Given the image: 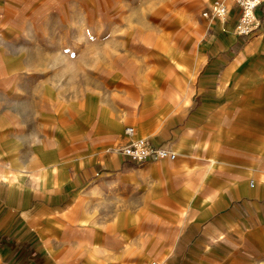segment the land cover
<instances>
[{"label":"crops","instance_id":"crops-1","mask_svg":"<svg viewBox=\"0 0 264 264\" xmlns=\"http://www.w3.org/2000/svg\"><path fill=\"white\" fill-rule=\"evenodd\" d=\"M213 1L147 22L142 0H0V264H264V1L245 36ZM84 44L156 58L98 67L93 107L52 85ZM138 138L177 156L131 161Z\"/></svg>","mask_w":264,"mask_h":264},{"label":"rangeland","instance_id":"rangeland-1","mask_svg":"<svg viewBox=\"0 0 264 264\" xmlns=\"http://www.w3.org/2000/svg\"><path fill=\"white\" fill-rule=\"evenodd\" d=\"M207 1L208 0H142V3H141L142 10H140L139 14H140V17L142 19L145 18L147 22H153V21L157 22L159 21L158 19H160L161 17L163 19L166 16L168 17L170 13L174 15H178V14L186 15L191 18L194 17L196 18L195 20L197 21V17L200 16V13L202 9L205 7V3ZM174 5H175V10L172 9ZM111 13H113L114 15L115 13H119V12L112 11ZM87 16H92V14H87ZM164 22L165 21L162 20V23L160 26L161 32H164L168 26ZM165 40L166 42H168L170 39H165ZM112 44L114 45V43ZM154 44H155V41H148L145 43L132 42L127 50L142 49L140 45H143V48L145 49H148V48L150 49L151 45H154ZM103 46H104V49L109 52L113 50V48L111 49V47H108L109 45H103ZM132 46H136V47H132ZM93 47L94 46L84 44L82 46V49L78 50L79 52H81V54H83V57L86 55H89L83 61H81L77 67V68L83 69L84 74L80 72L79 77H73V78L70 77L68 78L67 81H64V82H61L60 81L61 79H58L54 83H52V85L54 84V85H59V86L61 85V83L62 85L68 83V85L71 86L70 89L72 92L73 90L74 92L77 91L78 88H74V87L80 85L79 93H76V94L71 93L69 96L78 97L81 95L83 96L85 102H87L89 106H93V107L98 103L96 79L100 78L102 80L106 78L105 76H96V73H97L96 71L98 67H108V66L112 67L113 65H116V66L118 65L127 66L128 65L129 66V64L132 66H135V65L146 66V65L154 64V59L156 58L154 56L152 57L150 55H146L145 53L141 54L140 52L134 51L136 53L133 52V55H131L129 59L126 58L125 60H119L118 58H115V59L105 60V58L103 59L101 54L98 53L99 52L98 50L100 47L98 49L95 48V50ZM70 48L72 52H73V48L76 49V47H72V46ZM118 48L122 50V47L119 46ZM145 49L141 50V52H145L146 51ZM122 51H125V50H122ZM92 57H94V59H92ZM74 65H72L71 63V64H68V67L70 68ZM143 76H145V74H133L132 78L140 79ZM103 83H105L104 80H102L101 84ZM54 98L56 100L58 96H54ZM46 114L47 113H42L41 117H43ZM47 134H49V128L45 127L44 129L41 130V135L47 136Z\"/></svg>","mask_w":264,"mask_h":264},{"label":"built area","instance_id":"built-area-1","mask_svg":"<svg viewBox=\"0 0 264 264\" xmlns=\"http://www.w3.org/2000/svg\"><path fill=\"white\" fill-rule=\"evenodd\" d=\"M264 0H232L233 4L240 10V16L234 31L238 35H251L262 25L256 10ZM230 12V5L225 0H215L211 6L203 11L205 17L217 18L226 21ZM126 133L131 134L134 127H127ZM122 153L131 161H148L159 159H175L177 154L167 148L156 146L149 138H138L121 149ZM152 264H156L153 262Z\"/></svg>","mask_w":264,"mask_h":264}]
</instances>
